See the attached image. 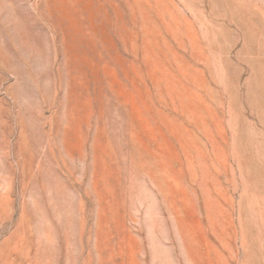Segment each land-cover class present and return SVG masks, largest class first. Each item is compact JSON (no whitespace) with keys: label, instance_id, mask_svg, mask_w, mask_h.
Listing matches in <instances>:
<instances>
[{"label":"rangeland","instance_id":"374dc122","mask_svg":"<svg viewBox=\"0 0 264 264\" xmlns=\"http://www.w3.org/2000/svg\"><path fill=\"white\" fill-rule=\"evenodd\" d=\"M0 264H264V0H0Z\"/></svg>","mask_w":264,"mask_h":264}]
</instances>
